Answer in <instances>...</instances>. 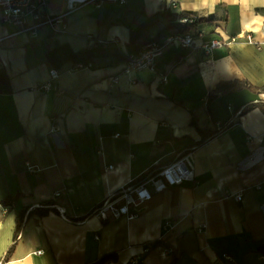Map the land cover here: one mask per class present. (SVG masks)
Masks as SVG:
<instances>
[{"label":"crops","instance_id":"0c3cea01","mask_svg":"<svg viewBox=\"0 0 264 264\" xmlns=\"http://www.w3.org/2000/svg\"><path fill=\"white\" fill-rule=\"evenodd\" d=\"M65 10V0H49L50 16ZM182 13L200 22L194 31L205 36L197 46H170L153 70L124 74L127 55L151 36L176 30L169 27L172 16ZM65 22L62 33L43 26L35 35L0 42V67L12 89L0 94V264H94L106 254L117 257L107 264H129L133 257L171 264L173 254L175 264H228L223 254L234 259L230 264H264V111L240 116L249 104L264 102V94L241 91L214 101L210 115L206 110L207 95L220 82L264 88V0L107 2L101 9L86 5ZM12 32L0 26V37ZM89 35L117 40L122 51L96 59L92 69L48 62L47 54L63 45L86 50ZM236 36L210 53L200 47ZM51 70L60 71L58 79ZM192 113L202 127L232 124L196 146L201 136L191 126ZM180 156L194 180L156 194L137 219L77 221ZM238 193L242 202L232 196ZM10 198L15 205L3 206ZM47 203L57 211L27 220L3 263L18 213ZM166 221L173 224L168 233ZM146 245L151 250L143 254Z\"/></svg>","mask_w":264,"mask_h":264},{"label":"built area","instance_id":"2783aa9c","mask_svg":"<svg viewBox=\"0 0 264 264\" xmlns=\"http://www.w3.org/2000/svg\"><path fill=\"white\" fill-rule=\"evenodd\" d=\"M66 10L59 16H50L47 13L49 0H0V26L11 27L13 32L6 37H0V42L5 38L17 36L20 34L35 35L43 26H50L55 32L62 33L67 29L65 19L72 12L86 6L94 5L95 8L101 9L107 2L126 3V0H65ZM175 8L177 6H174ZM196 17L183 18L179 22L182 25H193L196 23ZM202 32L195 34L194 32L173 31L158 38L157 35L151 36L149 41L141 48L138 54H130L124 63V74L140 72L145 69H154L156 60L162 56L165 50L170 46L180 48H192L197 46V39L204 38ZM89 44L88 49L108 48L110 45L120 47L117 40L108 41L95 38L92 35L87 37ZM238 38L232 37L227 40L217 38L209 41H201L200 47L210 53L212 50L223 46L225 43L234 42ZM247 42L254 43L251 34L246 37ZM92 63H77L69 68V71L92 69ZM60 71L51 70L50 77L53 80L58 79ZM165 81V79H164ZM119 76L112 79L113 84H118ZM113 169V166L108 168ZM194 180V172L188 167L186 158L180 156L173 164L161 168L160 171L146 176V178L138 184H127L123 186L117 193L110 194L103 202L95 208L93 216L99 217L106 221L110 218L134 220L140 216L141 209L151 202L156 194H160L169 187L179 186L186 181ZM61 192L55 193V198L60 197ZM236 201H243V194L238 193L232 195ZM61 216L66 219L63 210L59 209ZM173 228L171 221H166L163 225V232L168 233ZM206 226L202 225L197 229L198 232L205 231ZM98 239V237H96ZM151 250L150 245L143 247V254ZM41 253V252H38ZM222 259L230 264L235 263L229 254H223ZM141 257H133L129 264H142Z\"/></svg>","mask_w":264,"mask_h":264},{"label":"trees","instance_id":"16d2710c","mask_svg":"<svg viewBox=\"0 0 264 264\" xmlns=\"http://www.w3.org/2000/svg\"><path fill=\"white\" fill-rule=\"evenodd\" d=\"M188 17H193V16L189 14H184V13L173 15L172 19L174 20V22L171 24H175L179 28L173 31L195 32L194 30L196 29V26L198 25V23H200L196 16L194 17H196L197 20H196V23L193 25H182L179 22L181 19L188 18ZM167 24H170V23L168 22ZM149 28L150 26H148V29ZM173 31H170V32H173ZM195 34H197V32H195ZM157 36L159 37L162 35L157 34ZM119 51H122L120 47L116 45H110L106 49L97 48V49L91 50V49L86 48V50H82V51L75 53L68 46L63 45L49 52L47 54V60L51 64V66L56 67V68L57 67L60 68L68 62H71L70 67H72L73 65L77 63H85V64L92 63L93 66L95 67L96 59L115 57L118 55L117 52ZM122 58L124 59V57ZM241 91H249L255 94H264V88L257 89L256 87H254L251 83H249L246 80H234V81L220 82L207 95V98H206L207 113L209 115L211 114V105L214 101L222 97H229ZM11 92H12V89H11L10 77L6 73V70L3 67H0V94H6V93H11ZM253 108H260L264 111V102L259 101L258 103L249 104L240 113V116L245 114L247 111ZM231 124H232L231 122H227V123L220 125L219 128H215V129H211L209 127H202L200 126L199 120L196 117L195 113H192L191 126H193L197 130L199 135L201 136V140L196 144V146H202L205 143H207L209 140L217 137L222 132H224ZM16 201H17L16 198H10L7 201L3 202V206L13 207ZM53 211H57L56 208L52 206V203H47L45 205L39 206V208H33L31 210L23 209L21 212L18 213L17 219H16L14 240L11 246L9 247V249L7 250L5 256L2 259L3 263H7L12 257V255L14 254L17 248L18 241H19V235L22 232L27 220H29L32 216H39V217L46 216L47 214ZM92 216H93V212H90L87 216L78 218L77 221L82 222L86 220L88 217H92ZM116 260H117V257L115 254H106V255H103L101 258H99L94 264H107L110 262H115ZM176 262H177V258H175L173 254L171 258V264H175Z\"/></svg>","mask_w":264,"mask_h":264},{"label":"rangeland","instance_id":"374dc122","mask_svg":"<svg viewBox=\"0 0 264 264\" xmlns=\"http://www.w3.org/2000/svg\"><path fill=\"white\" fill-rule=\"evenodd\" d=\"M169 27H173V29H179L178 26L175 24H171V25H169Z\"/></svg>","mask_w":264,"mask_h":264},{"label":"bare ground","instance_id":"6f19581e","mask_svg":"<svg viewBox=\"0 0 264 264\" xmlns=\"http://www.w3.org/2000/svg\"><path fill=\"white\" fill-rule=\"evenodd\" d=\"M181 32H185V31H181ZM187 32H191V31H187ZM195 33V32H194ZM158 37V36H157ZM151 38V37H150ZM158 38H160V37H158ZM144 46V45H143ZM125 63V62H124Z\"/></svg>","mask_w":264,"mask_h":264}]
</instances>
